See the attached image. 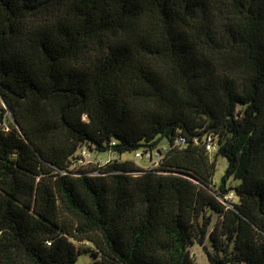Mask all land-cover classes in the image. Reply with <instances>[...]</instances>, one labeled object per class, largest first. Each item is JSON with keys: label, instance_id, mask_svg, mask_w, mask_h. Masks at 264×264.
<instances>
[{"label": "trees", "instance_id": "16d2710c", "mask_svg": "<svg viewBox=\"0 0 264 264\" xmlns=\"http://www.w3.org/2000/svg\"><path fill=\"white\" fill-rule=\"evenodd\" d=\"M178 136L154 168L71 169ZM196 242L264 264V0H0V264H197Z\"/></svg>", "mask_w": 264, "mask_h": 264}, {"label": "built area", "instance_id": "2783aa9c", "mask_svg": "<svg viewBox=\"0 0 264 264\" xmlns=\"http://www.w3.org/2000/svg\"><path fill=\"white\" fill-rule=\"evenodd\" d=\"M167 141V140H166ZM203 144L205 145L207 151L213 152L218 148L217 144V138L213 133H206L202 139ZM186 139L183 136H178L173 141H167L166 145L162 146L157 145L153 148H140L134 151L135 158H144L148 163L150 164V167L148 166L145 169H150L157 167L165 153L172 148H182L185 146ZM103 153H107L105 156ZM100 152L95 150L94 148H90L86 145L82 146L77 150L75 153V156L72 160V166L71 169H78L80 167L88 168L95 166L96 168L106 166L109 163H112L113 161L123 159V155L121 156L118 153H114L111 151L106 152ZM144 168V167H143ZM236 197V194L234 191H230V193L225 196L223 203H225L227 206L232 207L231 201L233 198Z\"/></svg>", "mask_w": 264, "mask_h": 264}, {"label": "rangeland", "instance_id": "374dc122", "mask_svg": "<svg viewBox=\"0 0 264 264\" xmlns=\"http://www.w3.org/2000/svg\"><path fill=\"white\" fill-rule=\"evenodd\" d=\"M166 140H162L160 145L161 147L166 145ZM107 153H103V155L105 156ZM123 157L126 158L127 160H134L136 161L138 164L142 165L144 168H147L148 166L150 167V164L148 163L149 161H147L146 159L142 158H135V153L132 152H125L123 154ZM228 165V160L223 157L222 155L218 156L217 159V164L215 166V173H214V182L219 184L220 181L222 180L223 175L225 174V170L227 168ZM232 201H237L236 198H233ZM216 221V216L214 217V221L213 224ZM212 224V225H213ZM210 242L207 240L205 245L208 247L209 250H211V246L209 245ZM85 246L87 248H94L93 243L91 242H87L85 244ZM190 251L193 255V257L195 258L194 261L197 264H210L209 262V257L206 253V251L204 250V247L199 243L196 242L194 243L191 247H190ZM93 261V257H92V253L91 251H87V252H82L80 256H78L77 262H75L74 264H88L90 262Z\"/></svg>", "mask_w": 264, "mask_h": 264}]
</instances>
